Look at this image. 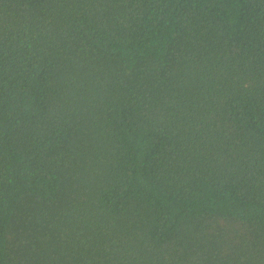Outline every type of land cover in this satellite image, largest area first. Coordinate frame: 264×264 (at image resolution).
<instances>
[{"label": "trees", "instance_id": "trees-1", "mask_svg": "<svg viewBox=\"0 0 264 264\" xmlns=\"http://www.w3.org/2000/svg\"><path fill=\"white\" fill-rule=\"evenodd\" d=\"M0 264H264V0H0Z\"/></svg>", "mask_w": 264, "mask_h": 264}]
</instances>
